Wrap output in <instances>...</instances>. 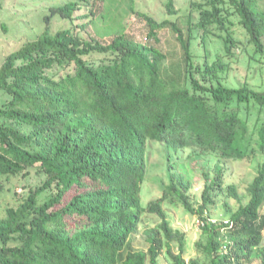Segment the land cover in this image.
<instances>
[{
  "label": "trees",
  "instance_id": "16d2710c",
  "mask_svg": "<svg viewBox=\"0 0 264 264\" xmlns=\"http://www.w3.org/2000/svg\"><path fill=\"white\" fill-rule=\"evenodd\" d=\"M93 1L52 7L50 16L73 22L86 8L82 18H95L102 7L95 11ZM173 5H165L169 14ZM135 14L146 22L145 42L126 30L104 43L77 26L46 29L1 65L0 174L35 169L45 181L0 219V264H157L163 250L169 264L254 263L264 241V163L245 195L225 183L222 165L213 177L201 169V203L193 207L192 172L175 156L188 148L233 162L264 154V87L227 84L231 63L244 54L252 75L264 71V0L191 1L181 23ZM167 26L183 51L180 83L162 75L156 44ZM155 146L165 153L169 183L144 206ZM219 196L237 205L226 222L205 216ZM164 202L202 222L200 257L184 259L185 235L171 227ZM146 216L157 222L141 232L144 249L133 250ZM258 260L264 264V249Z\"/></svg>",
  "mask_w": 264,
  "mask_h": 264
},
{
  "label": "rangeland",
  "instance_id": "374dc122",
  "mask_svg": "<svg viewBox=\"0 0 264 264\" xmlns=\"http://www.w3.org/2000/svg\"><path fill=\"white\" fill-rule=\"evenodd\" d=\"M73 0H0V67L5 58L12 52L18 50L24 43L36 40L46 29L50 34L77 26L76 31L85 39H96L108 43L116 32L126 30L135 38H142L145 42L147 26L144 19L139 18L135 13L141 12L153 16L157 21L169 20L180 22L190 10L191 1L201 0H173V14H169L166 9L168 0H133V9L129 8V0H94V10L102 7L99 13L96 11L95 18L83 19L86 8L75 11L74 21L64 20L58 16L51 17L52 7L63 6ZM89 22L86 29L81 25ZM240 38L242 35L238 34ZM159 42L156 47L165 55L162 62V75L168 80L176 82L183 81V51L178 43L175 34L170 26L159 32ZM211 43L208 49L211 51ZM218 45H216V48ZM238 53V51H236ZM238 55H241L240 52ZM253 74L246 65V55L239 62L233 60L229 72V82L232 84H244L254 88L264 87V71ZM198 149L188 148L179 152L175 160L183 162L188 171L192 172V180L195 186L189 191L193 207H198L201 203V193L204 181L202 180L201 169L209 171L211 177L214 174V167L222 165L224 169V181L226 184H233L240 194L245 195L248 185L257 174L258 169L264 163V154H257L253 158L243 161H229L214 154L198 155ZM149 170L144 183L142 200L145 206L150 201L157 200L162 195V186L169 183L168 171L166 168L165 153L161 147L155 146L153 154L149 160ZM200 172V173H199ZM45 178L38 175L35 169H30L27 175L5 176L0 174V219L6 217L9 208H17L26 201L31 191L43 185ZM54 190H45L38 196V203L42 204L47 200ZM236 203L232 198L219 196L216 205L210 206L205 216L212 222H226L228 220V209H234ZM166 212L167 219L173 229H178L184 233L183 257L186 261L200 257L197 243L202 241V222L197 215H192L180 204H162ZM146 224L142 225L137 234V238L132 244L133 250L144 249L141 241V232L145 227L153 226L156 219L146 216ZM264 249V241L255 252L253 264H258L260 252ZM157 264H169L168 255L165 250L159 256Z\"/></svg>",
  "mask_w": 264,
  "mask_h": 264
}]
</instances>
